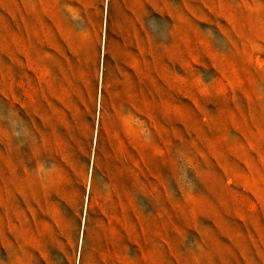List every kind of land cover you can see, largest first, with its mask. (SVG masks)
<instances>
[{
	"label": "rangeland",
	"instance_id": "rangeland-1",
	"mask_svg": "<svg viewBox=\"0 0 264 264\" xmlns=\"http://www.w3.org/2000/svg\"><path fill=\"white\" fill-rule=\"evenodd\" d=\"M0 264H264V0H0Z\"/></svg>",
	"mask_w": 264,
	"mask_h": 264
}]
</instances>
